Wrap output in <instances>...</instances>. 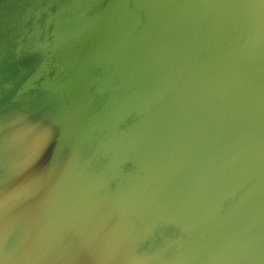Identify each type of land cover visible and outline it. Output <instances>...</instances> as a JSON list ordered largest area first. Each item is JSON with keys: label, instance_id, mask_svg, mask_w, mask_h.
<instances>
[{"label": "water", "instance_id": "water-1", "mask_svg": "<svg viewBox=\"0 0 264 264\" xmlns=\"http://www.w3.org/2000/svg\"><path fill=\"white\" fill-rule=\"evenodd\" d=\"M0 264H264V0H0Z\"/></svg>", "mask_w": 264, "mask_h": 264}]
</instances>
